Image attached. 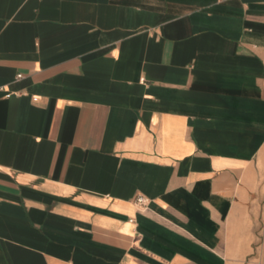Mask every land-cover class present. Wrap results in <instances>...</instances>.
Returning a JSON list of instances; mask_svg holds the SVG:
<instances>
[{
	"label": "crops",
	"instance_id": "obj_1",
	"mask_svg": "<svg viewBox=\"0 0 264 264\" xmlns=\"http://www.w3.org/2000/svg\"><path fill=\"white\" fill-rule=\"evenodd\" d=\"M0 264H264V0H0Z\"/></svg>",
	"mask_w": 264,
	"mask_h": 264
},
{
	"label": "built area",
	"instance_id": "obj_2",
	"mask_svg": "<svg viewBox=\"0 0 264 264\" xmlns=\"http://www.w3.org/2000/svg\"><path fill=\"white\" fill-rule=\"evenodd\" d=\"M135 203L141 210H146L149 204L148 200L142 196H138L135 200Z\"/></svg>",
	"mask_w": 264,
	"mask_h": 264
}]
</instances>
